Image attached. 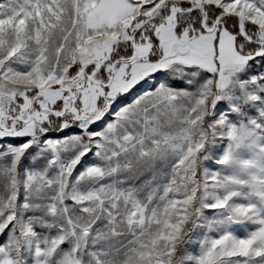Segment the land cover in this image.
<instances>
[{"label": "snow or ice", "instance_id": "1", "mask_svg": "<svg viewBox=\"0 0 264 264\" xmlns=\"http://www.w3.org/2000/svg\"><path fill=\"white\" fill-rule=\"evenodd\" d=\"M0 264H264V0H0Z\"/></svg>", "mask_w": 264, "mask_h": 264}, {"label": "rangeland", "instance_id": "2", "mask_svg": "<svg viewBox=\"0 0 264 264\" xmlns=\"http://www.w3.org/2000/svg\"><path fill=\"white\" fill-rule=\"evenodd\" d=\"M130 99V98H129Z\"/></svg>", "mask_w": 264, "mask_h": 264}]
</instances>
